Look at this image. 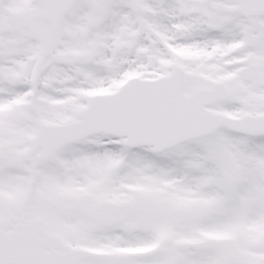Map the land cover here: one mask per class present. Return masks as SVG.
Wrapping results in <instances>:
<instances>
[{
	"label": "snow or ice",
	"instance_id": "1",
	"mask_svg": "<svg viewBox=\"0 0 264 264\" xmlns=\"http://www.w3.org/2000/svg\"><path fill=\"white\" fill-rule=\"evenodd\" d=\"M0 264H264V0H0Z\"/></svg>",
	"mask_w": 264,
	"mask_h": 264
}]
</instances>
